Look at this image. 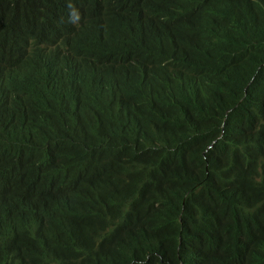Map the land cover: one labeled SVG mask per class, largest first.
Wrapping results in <instances>:
<instances>
[{"label":"trees","instance_id":"1","mask_svg":"<svg viewBox=\"0 0 264 264\" xmlns=\"http://www.w3.org/2000/svg\"><path fill=\"white\" fill-rule=\"evenodd\" d=\"M4 21L0 264H264V140L204 162L221 134L183 120L177 148H136L264 67V0H6Z\"/></svg>","mask_w":264,"mask_h":264},{"label":"clouds","instance_id":"2","mask_svg":"<svg viewBox=\"0 0 264 264\" xmlns=\"http://www.w3.org/2000/svg\"><path fill=\"white\" fill-rule=\"evenodd\" d=\"M6 0H0L4 4ZM34 5L37 11L32 16H28L25 7ZM20 11L23 12L26 24H35L38 17L39 6L36 3H20ZM11 29L6 21L0 28ZM23 29V28H21ZM27 30V29H23ZM12 33V32H11ZM22 34V33H21ZM24 36V35H23ZM25 37V36H24ZM24 43L20 44L21 48H26L27 38ZM20 48V49H21ZM35 46H30L28 49H34ZM27 49V50H28ZM245 80L238 89L226 90L225 92H218L215 89H203L197 95V106L192 108L184 115L169 113L160 115L163 119L162 135L157 140L149 138H141L137 141L136 148H156L160 145L163 138H167L170 146L177 145L172 141L178 126L184 120L187 125L195 130L202 131L205 124L206 129L211 133L221 134L210 148L206 151L188 152L187 154H197L204 162L207 161L206 155L209 150L213 148L219 141H221L227 133L234 141L242 143H251L253 146L264 140V67L263 68H245L243 70ZM249 81V82H248ZM245 82L248 84L245 85ZM245 85V86H244ZM244 86V87H243ZM243 94L237 103H232L230 99L237 96L242 90ZM217 95H224L229 99V102L222 107H210V99ZM237 113L236 120H230L231 115ZM251 128V129H249Z\"/></svg>","mask_w":264,"mask_h":264},{"label":"rangeland","instance_id":"3","mask_svg":"<svg viewBox=\"0 0 264 264\" xmlns=\"http://www.w3.org/2000/svg\"><path fill=\"white\" fill-rule=\"evenodd\" d=\"M3 7V3L0 2V9ZM25 11L28 14V16H32L34 14V12L37 11V7L34 5H29L25 7ZM20 32L27 38V45H31V46H35L36 42L32 39V37L30 36V33L28 30H23V29H19Z\"/></svg>","mask_w":264,"mask_h":264}]
</instances>
